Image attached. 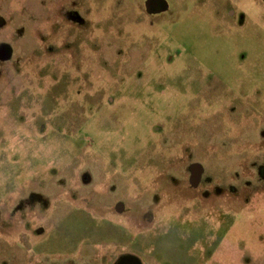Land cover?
I'll use <instances>...</instances> for the list:
<instances>
[{
	"label": "rangeland",
	"instance_id": "374dc122",
	"mask_svg": "<svg viewBox=\"0 0 264 264\" xmlns=\"http://www.w3.org/2000/svg\"><path fill=\"white\" fill-rule=\"evenodd\" d=\"M151 1L0 0V264H264V0Z\"/></svg>",
	"mask_w": 264,
	"mask_h": 264
},
{
	"label": "flooded vegetation",
	"instance_id": "af4514ba",
	"mask_svg": "<svg viewBox=\"0 0 264 264\" xmlns=\"http://www.w3.org/2000/svg\"><path fill=\"white\" fill-rule=\"evenodd\" d=\"M149 10L154 12L156 11L159 13L165 10V6L161 4L159 0L158 1L152 0L149 6ZM234 15H235L234 10H231L230 16H234ZM187 178H188L189 189L197 193L203 182L204 170L201 167V165L196 161H194L191 164ZM150 217L153 218L151 215ZM113 264H139V262L130 254H123L119 256V258L116 261H114Z\"/></svg>",
	"mask_w": 264,
	"mask_h": 264
}]
</instances>
